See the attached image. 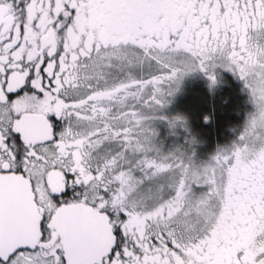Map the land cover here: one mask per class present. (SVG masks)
Listing matches in <instances>:
<instances>
[{
    "label": "snow or ice",
    "instance_id": "obj_1",
    "mask_svg": "<svg viewBox=\"0 0 264 264\" xmlns=\"http://www.w3.org/2000/svg\"><path fill=\"white\" fill-rule=\"evenodd\" d=\"M217 69L236 138L165 150ZM0 264H264V0H0Z\"/></svg>",
    "mask_w": 264,
    "mask_h": 264
},
{
    "label": "trees",
    "instance_id": "obj_2",
    "mask_svg": "<svg viewBox=\"0 0 264 264\" xmlns=\"http://www.w3.org/2000/svg\"><path fill=\"white\" fill-rule=\"evenodd\" d=\"M193 98L203 100L202 108L195 117H191V123L195 122L194 134L196 137L212 140H220L222 144H226L230 139L236 138L240 126L243 124L246 115L250 112V104L244 96L240 88L233 81L225 80L221 88L212 91H203L201 88L194 86ZM189 116V113H188ZM207 116L209 118L208 131H201L200 120ZM193 121V122H192ZM199 122V123H198ZM205 129V128H203ZM197 133V134H196ZM237 133V134H236ZM210 138H213L212 140ZM215 138V139H214ZM212 144V143H210Z\"/></svg>",
    "mask_w": 264,
    "mask_h": 264
},
{
    "label": "rangeland",
    "instance_id": "obj_3",
    "mask_svg": "<svg viewBox=\"0 0 264 264\" xmlns=\"http://www.w3.org/2000/svg\"><path fill=\"white\" fill-rule=\"evenodd\" d=\"M199 79V76L194 75V73H190L183 77L179 89L169 98V103L163 107L161 110L164 115L167 116H173V115H182L185 118V128L177 127L175 135H170L168 133V129L166 127L165 121H155V127L159 131L158 139L162 140L163 147L165 150L168 148L177 145V144H185V137L191 136L194 138V143L191 145L190 150H194V158L197 160H205L207 159L213 152H215L217 146H222L230 143L233 139H230V141L226 144H222L218 139L212 140L213 138H210L212 141L209 143V139L205 137L206 139H203L201 137H196L194 134L195 128L193 125L197 127V124L194 122L193 125L190 120H192L193 117H195L199 112V110L202 108V102L203 100L194 99L195 96L193 94L194 87L193 83ZM192 86V87H190ZM215 90V86L210 88V91L213 92ZM244 90V88H243ZM244 95V94H243ZM246 96V95H244ZM247 97V96H246ZM248 100V97L246 98ZM250 104V103H249ZM252 110V105L250 104V111ZM189 113V116H188ZM192 117V118H191ZM209 118L205 120L202 118L200 122V126H203L201 128V131L205 132L208 131L207 126L209 123ZM193 122V121H192ZM198 122V123H199ZM197 134V133H196ZM237 134V133H236ZM215 139V138H214ZM187 147V145H186Z\"/></svg>",
    "mask_w": 264,
    "mask_h": 264
},
{
    "label": "flooded vegetation",
    "instance_id": "obj_4",
    "mask_svg": "<svg viewBox=\"0 0 264 264\" xmlns=\"http://www.w3.org/2000/svg\"><path fill=\"white\" fill-rule=\"evenodd\" d=\"M217 73V82L211 87L215 86V89L221 88L224 84V81L228 79L230 81H233L234 84L240 88L241 93L248 97V93L246 92V90H243L242 82L230 71L226 69H217ZM194 75L199 76V79L193 83V87L197 86V88H201L203 91H207L211 88L209 86V80L206 75H204L202 72H194Z\"/></svg>",
    "mask_w": 264,
    "mask_h": 264
}]
</instances>
